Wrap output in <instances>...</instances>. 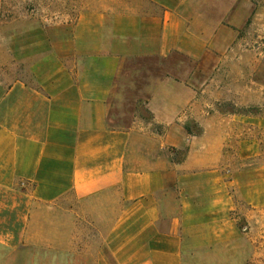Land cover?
<instances>
[{
  "label": "crops",
  "instance_id": "obj_1",
  "mask_svg": "<svg viewBox=\"0 0 264 264\" xmlns=\"http://www.w3.org/2000/svg\"><path fill=\"white\" fill-rule=\"evenodd\" d=\"M253 13L251 0H89L48 73L0 82V264H79L86 218L47 217L64 202L98 228L92 264H222L239 234L214 105L264 106V83L241 103L220 88Z\"/></svg>",
  "mask_w": 264,
  "mask_h": 264
},
{
  "label": "rangeland",
  "instance_id": "obj_2",
  "mask_svg": "<svg viewBox=\"0 0 264 264\" xmlns=\"http://www.w3.org/2000/svg\"><path fill=\"white\" fill-rule=\"evenodd\" d=\"M88 1L0 0L2 85L8 87L18 81L33 83L39 73H48L57 62V43L63 37H70L73 27L87 11ZM251 2L254 13L246 26L239 30L240 60L229 62L219 72L223 78L220 88L228 96L234 93L240 103L252 80L264 83V0ZM255 87L257 98L263 96L264 90ZM214 108L223 121L225 179L230 182L228 186L233 197L231 218L239 234L230 247H225L222 264H264V126H249L232 117V114L252 113L257 118H264V106H237L228 97L215 102ZM190 132L200 134L201 130L195 126ZM64 203L67 210L51 206L47 217L53 219L52 222L57 218H86L76 225L75 233L84 238L80 242L84 252L78 262L92 264L95 259L87 256L88 236H98V228L88 225L85 209L76 206L73 210L71 202ZM50 229L56 233L54 225ZM67 229L71 232V227ZM201 260L212 264L211 259Z\"/></svg>",
  "mask_w": 264,
  "mask_h": 264
}]
</instances>
